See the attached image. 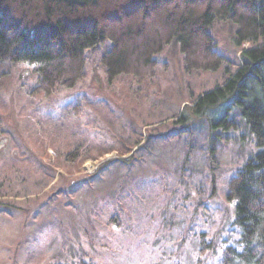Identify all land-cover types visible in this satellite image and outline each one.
Here are the masks:
<instances>
[{"label": "rangeland", "instance_id": "obj_1", "mask_svg": "<svg viewBox=\"0 0 264 264\" xmlns=\"http://www.w3.org/2000/svg\"><path fill=\"white\" fill-rule=\"evenodd\" d=\"M237 29H210L233 72L251 47L236 45ZM111 46L88 51L87 78L49 98L32 68L0 64V264H219L239 247L227 185L258 150L231 103L191 111L224 69L188 74L172 43L156 83L109 86ZM230 108L237 130L211 129ZM74 150L86 160L68 161Z\"/></svg>", "mask_w": 264, "mask_h": 264}, {"label": "trees", "instance_id": "obj_2", "mask_svg": "<svg viewBox=\"0 0 264 264\" xmlns=\"http://www.w3.org/2000/svg\"><path fill=\"white\" fill-rule=\"evenodd\" d=\"M217 20L237 26L238 47L251 45L235 72L210 32ZM107 42L100 65L109 86L121 78L156 83L164 69L156 57L172 43L186 73L224 69V83L199 96L191 111L202 117L231 103L258 152L228 182L240 240L238 248H225L219 264H264V0H0V64L32 68L34 92L45 98L83 82L87 52ZM230 110L211 129L236 131ZM79 155L74 150L67 160H86ZM200 242L202 253L210 250L205 238Z\"/></svg>", "mask_w": 264, "mask_h": 264}]
</instances>
